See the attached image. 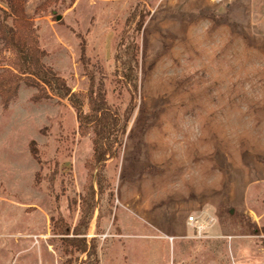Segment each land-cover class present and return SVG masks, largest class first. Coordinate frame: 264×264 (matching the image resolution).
Returning <instances> with one entry per match:
<instances>
[{
    "label": "rangeland",
    "instance_id": "obj_1",
    "mask_svg": "<svg viewBox=\"0 0 264 264\" xmlns=\"http://www.w3.org/2000/svg\"><path fill=\"white\" fill-rule=\"evenodd\" d=\"M26 11L85 111L83 46L121 112L131 94L117 55L129 18L146 14L137 106L88 229L100 264H264V0H26ZM16 60L0 35V72ZM36 93L22 83L7 107L0 97V264H64L52 219L76 225L98 189L93 129L80 135L68 101Z\"/></svg>",
    "mask_w": 264,
    "mask_h": 264
},
{
    "label": "trees",
    "instance_id": "obj_2",
    "mask_svg": "<svg viewBox=\"0 0 264 264\" xmlns=\"http://www.w3.org/2000/svg\"><path fill=\"white\" fill-rule=\"evenodd\" d=\"M3 15L0 35L6 47L17 56L14 65L0 72V97L4 107L16 96L22 83L37 88L36 99L58 98L66 100L75 109L79 122L78 132L85 136L93 129V157L96 166L97 190L91 185L81 199L80 219L71 225L62 215L53 218V232L61 236L63 250L67 256L64 264H100L97 236L89 237L88 229L96 209V193L105 188L104 167L109 158L117 155L124 144L129 121L137 106L138 70L140 68V45L137 37L145 24V12L135 11L128 21L136 22L135 35L121 41L117 55L115 75L124 83L131 94V100L123 112L113 107L108 100L107 76L99 65L91 63L83 46L81 60L89 78L88 105L73 91L67 80L52 66L45 63L47 51L40 45L37 28L26 11V0H0ZM10 20V21H9ZM30 151L39 164H43L35 140L30 143ZM39 172L36 175V181Z\"/></svg>",
    "mask_w": 264,
    "mask_h": 264
},
{
    "label": "water",
    "instance_id": "obj_3",
    "mask_svg": "<svg viewBox=\"0 0 264 264\" xmlns=\"http://www.w3.org/2000/svg\"><path fill=\"white\" fill-rule=\"evenodd\" d=\"M61 17H62L61 15H58V16H57V19L60 20ZM233 212H234V210H231V213H233Z\"/></svg>",
    "mask_w": 264,
    "mask_h": 264
},
{
    "label": "built area",
    "instance_id": "obj_4",
    "mask_svg": "<svg viewBox=\"0 0 264 264\" xmlns=\"http://www.w3.org/2000/svg\"><path fill=\"white\" fill-rule=\"evenodd\" d=\"M192 221L194 220V217H191Z\"/></svg>",
    "mask_w": 264,
    "mask_h": 264
}]
</instances>
